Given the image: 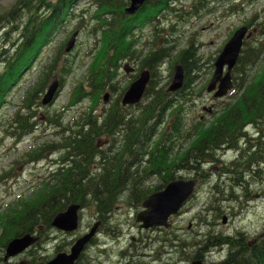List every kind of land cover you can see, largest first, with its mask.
I'll list each match as a JSON object with an SVG mask.
<instances>
[{"label": "trees", "instance_id": "trees-1", "mask_svg": "<svg viewBox=\"0 0 264 264\" xmlns=\"http://www.w3.org/2000/svg\"><path fill=\"white\" fill-rule=\"evenodd\" d=\"M80 1L82 0H57L55 3L54 0H21L14 11L5 15V20L21 23V31L19 40L10 43L12 52L10 47L5 49L0 46V110L25 70L31 67L42 48L63 28L62 22L69 18L70 10ZM182 2L183 0H147L146 5L135 16L128 17L125 9L129 7L130 0H93L94 29L92 34L90 31V36H100V40L94 41V45H91L85 54L90 59L86 79L76 85L68 105L59 114H45L47 124L56 132V139L35 148L26 156L33 162L42 160L49 153L63 151V167L52 177V184L44 185L43 189L30 199L22 200L1 218L0 264H5V249L14 237L33 233L37 229L39 240L43 236L46 237V231L51 230L55 216L73 204L92 210L105 226L120 194L127 187L129 177L132 179L135 176L136 183L140 185L139 170L131 172L132 165L143 166L146 158L147 166H153L155 161H158L159 168H163L167 176L176 169L192 167L194 163L202 164L208 157L209 150L231 144L236 139L229 131L228 138L225 133L222 138L215 137L218 125L221 124L218 120L254 121L256 113H264L262 28L257 41L253 39L245 44L235 69L238 96L227 105L224 114L221 112L217 117L219 124L214 126V132L203 130L194 140L196 134L186 131V119L190 109L188 103L195 101L198 96L190 94L195 78L189 75L192 69H200L201 62L197 55L199 48H196L193 40L186 50L174 58V63L181 64L189 73L184 89L173 96L176 99H171L165 90H159L157 84L161 80L160 68L167 60H171L174 51L172 40L176 25L167 28L169 17L173 16L178 25L183 22L186 6L182 5ZM209 3L210 0H196L190 16L205 15ZM50 10L51 15H47L46 11L49 13ZM85 23H82L81 29ZM148 27L154 32L155 39L152 48L145 53L148 45L138 50L137 37L138 34L143 36ZM127 62L139 66L141 70L149 69L152 74L145 102L138 106V109L142 107V110L129 112L117 100L110 110L101 111L105 93L110 90L112 94L117 95L119 85L123 83L119 81L120 70ZM64 66L63 79L73 72V64L66 63ZM54 70L55 64L48 67L47 75L45 74L41 83L27 93L13 120L8 122L6 127H0V135L4 136L0 144L7 137L18 143L35 134L39 119L36 109L41 106L39 96L44 92L48 78ZM61 83V87H64L63 82ZM84 100L91 104L90 111L81 112L79 117H75L74 126L66 124L64 113L81 105ZM169 119H172V122L168 128L160 131L161 126ZM196 120L198 119L192 118L193 123ZM236 131V128L232 129V132ZM207 134L208 138L204 139ZM106 138L111 140V145L100 149L98 141ZM181 141L189 142L187 150L177 149L182 145ZM153 145L154 149L149 153ZM139 190L140 188L136 189L135 194ZM142 195H145V191ZM219 237L223 240L216 244L227 243L233 248L229 257L220 264H264V242L260 246L247 248L244 239L231 242L230 238ZM36 247L39 249V244ZM56 250L54 248V254L63 251L60 247ZM29 254L33 262L48 260V255L38 254L36 249Z\"/></svg>", "mask_w": 264, "mask_h": 264}, {"label": "rangeland", "instance_id": "rangeland-1", "mask_svg": "<svg viewBox=\"0 0 264 264\" xmlns=\"http://www.w3.org/2000/svg\"><path fill=\"white\" fill-rule=\"evenodd\" d=\"M18 0H0V14H3L5 11H8L11 9V7L17 2ZM186 5L187 11L191 9L193 6V0L184 1ZM220 9V10H219ZM77 10H80L79 8ZM218 13L209 17H206V14L202 17L203 20L198 19L194 21L191 24H186V26L178 27L177 32H175L176 36H174V39L172 40V45L174 47V51L172 53V59H174L181 51L187 49L189 46L188 39L189 37H194L197 39V41H202L206 43L208 46L198 51L197 55L199 58H201V62L199 65L200 69L194 68L191 70V75H189L191 78H195L194 84L191 86L190 94H197V98L195 101H191L188 103L189 109V116H188V122L192 121L193 119H198L200 122H204L205 124H210L214 122L215 117L219 114H216L213 116V114L218 111L220 108L224 106L222 103H227L233 101L238 96V91L235 89L232 92V95H228L226 98L222 100H213L212 96L209 95L206 92V86L209 84L210 80L213 77L214 74V62L218 55L219 50L223 46V43L226 41V39L230 36L232 31L240 26L242 22L245 20L251 18L254 15H259L262 22L264 23V0H258L253 4H250L246 6L245 13L239 17H228V15L225 14L223 11V8H218ZM176 23V20L173 16L169 17V22L167 25V28L174 25ZM177 24V23H176ZM175 24V25H176ZM72 27H69L71 29ZM180 30H185L186 33L180 37ZM68 36V33L66 34H60L58 36V43L63 44L66 41V37ZM80 47L76 46L75 48L76 52L73 56L76 55V61H75V70L74 73L71 74L68 79L66 80V87L65 91L61 95V97L56 102L55 107L52 109H49L50 112L55 113V111H61V107L68 104L69 98L68 94L70 93V90L73 88L74 84L77 81H82L85 77L87 66L83 65L82 62L87 63V60H84V53L86 51L87 45H89L88 37L82 36L80 38ZM56 46V45H55ZM55 46L52 45L50 49L44 52V56L42 59H40L37 63V65L34 67V70L29 71L26 75V72L24 75L26 77L23 79L22 86L18 89L17 93L14 94V96L11 99L12 105L7 106L5 112L0 116L4 120H8V118H11L14 111L15 106H18V103L23 95V93L30 88L38 79L40 75V64L45 60V58H50L53 56ZM70 57V56H69ZM71 59V57H70ZM73 59V58H72ZM168 61V60H167ZM263 63V61L260 63ZM167 64V63H166ZM259 69V67L256 68V71ZM198 73H192L196 72ZM171 76V69L168 67V65H165L162 71V77L161 80L157 84H159V90L164 89L167 84L170 81ZM130 77V76H128ZM239 78V77H238ZM128 80H126L127 82ZM131 81V80H130ZM158 90V91H159ZM206 108V110H204ZM213 108V113L212 109ZM138 112V111H137ZM45 114V111L42 109L39 112V116L41 117V120L45 122L43 119V116ZM77 111H68L67 113H64L65 117V123L68 124L73 123V117L78 116ZM46 127V126H45ZM233 138H236V135L238 134L236 132H230ZM34 138H38L37 141H35ZM55 139V136L53 137V131L49 128L44 129V127H41L37 131L36 137L30 138L27 141H24L23 143L13 146V142L5 139V141L0 146V175H3L5 171H9L11 169L12 163L18 160L24 152L30 150L34 146H42L43 144H46L47 142L53 141ZM37 144V145H36ZM184 149L188 148V145L183 146ZM226 150V151H225ZM229 148L225 149H215L210 154L216 159L221 160L225 162H230L238 159L237 155L233 153V150H230ZM228 152V153H227ZM51 156L48 155V159ZM54 157H58V152L54 155ZM240 161V160H239ZM246 161V160H245ZM243 161V164L244 162ZM241 162V161H240ZM207 164L201 165L199 163H194L192 167L185 168L184 170H181L176 175L177 177H185V176H192V172H195L198 170L200 172V169L202 167H206ZM48 168L49 163L48 160H43L40 164H35L31 166H23V163L20 164L16 170L15 173L19 176L17 178H6L4 181L7 182L6 185L0 184V209L3 208L6 209L9 205L16 202L18 199H28L31 196H33L38 189L41 187V183L48 176ZM138 169V165L134 164L131 166V172L133 170ZM133 176V175H132ZM234 182L228 183V186H224L223 189L220 191L217 197L215 199H211V196L207 194V192L204 191L201 193L199 197H197V200L194 203H190L186 210L183 212V214L180 216V218L177 219L175 222L176 227L182 228L185 230V227L188 226L189 223H192V217L199 214L202 211V216H205L207 214L214 215V224L212 230H214V237H219L222 235H216V234H223L225 236H234V229L237 228V232L240 230L241 232L248 231V232H257L250 233L248 236L251 241H253L256 238V234L264 232V186H261L263 181L257 180L258 177L253 175L252 173H247L243 169L242 171H238L234 175ZM135 176L131 179L129 177V184L127 183V187L123 190V192L120 194L122 196V199L125 195L133 194L134 200L131 201L132 206H128L124 203L119 204V208L117 211H115L109 220V224L105 226L104 228H100L101 234L98 235L100 242L97 246H94L93 249L90 250L88 254H91L93 257L94 255L102 257V255L105 253L102 248L105 246L106 249L108 247L117 248L119 250L118 257L116 258V262L112 263V260L108 261V264H119L120 260L122 259V256L125 258V253L128 251L136 250L133 248L135 245V242L132 241L128 236H125L123 238H119L116 241H112V237L115 236V233L112 231V229L119 224L120 221H125L126 223V216L129 217L130 221H133L134 215H136L139 204V197L143 194L144 188H143V176L140 174V171L138 173V179L140 180L138 185L135 181ZM244 178V179H243ZM158 183L154 182L151 184V187L156 186ZM35 187V189H34ZM140 188L139 192L135 194V190ZM233 189V190H232ZM234 193V194H233ZM244 195H248L250 200V205L246 208L243 206V210L240 208L239 204L235 201L237 198H243ZM198 200L204 202V206L201 208V203L198 202ZM243 200V199H242ZM235 209V215L236 217L230 215L229 209ZM121 209H125L126 212L123 215L119 214V211ZM1 211V213L3 212ZM223 211H227L228 213V223L227 225H224L222 223V219H219V214ZM257 211H261V214H257ZM247 213L249 215H247ZM94 215L93 211H86L83 214V223L80 229V232H84L88 230L90 225L94 224ZM195 222H199L198 220H195ZM113 225V227L110 229V225ZM220 225V226H218ZM190 226V225H189ZM85 228V229H84ZM191 228H187V231H189ZM117 231V229H116ZM225 232V234L223 233ZM109 233V236L107 234ZM237 234V233H236ZM186 235V234H185ZM118 236V232H117ZM239 235L235 236L238 237ZM184 239L185 241L184 245L179 250L181 252H190L191 255L195 258L197 254H205V255H211V251L205 252L198 249V246L192 248L194 242L192 241V233L187 234ZM236 240H239V238L233 239L231 242H234ZM112 241V242H111ZM169 239L164 238V245L162 246V253L159 254V252H153V251H145L143 248L137 249L139 252L138 254L134 253V256L139 255L137 258L140 259V261H143V264H150L154 261H156V264H158L157 261L162 264H166L167 254L169 252V246H168ZM167 243V245H165ZM171 244V243H170ZM222 247V245H220ZM153 249V248H152ZM228 248H225L224 254L221 255L220 251L221 249H215L213 251V255L211 256V260L217 261L225 259L228 254ZM38 251V254L47 255L49 253L50 248L49 247H40ZM46 251L47 253H45ZM193 251V252H192ZM147 252L151 254L149 258L151 259L150 263H147V260H143V253ZM132 254V253H131ZM133 255V254H132ZM26 254L23 256V258L14 261L16 264H20L21 261H26ZM146 258L147 255H145ZM222 256V258H221ZM226 256V257H225ZM133 257V256H132ZM148 258V260H149ZM187 257L181 258V260L177 264H187ZM85 258L82 260L80 264H84Z\"/></svg>", "mask_w": 264, "mask_h": 264}, {"label": "flooded vegetation", "instance_id": "flooded-vegetation-1", "mask_svg": "<svg viewBox=\"0 0 264 264\" xmlns=\"http://www.w3.org/2000/svg\"><path fill=\"white\" fill-rule=\"evenodd\" d=\"M211 113H213V109ZM215 121L217 120H214V122L207 125V130H209L210 132H214L215 130L213 125ZM218 121L221 124L217 123L219 124L218 125L219 127H218V133L215 135V137L220 136L222 138V134L225 133L228 138L229 136L228 131L232 132V129L235 128L237 129L238 134L236 135V139L233 141V143L230 144L229 151L233 150V153L237 155L238 159L236 158L235 160L230 162L216 160L210 154L215 149L209 150V154L206 160L207 166L202 167L200 169V172L198 170L192 172V179H197L199 183V189L196 194V198L192 201V203H194L197 200V197L201 195L204 189L207 192V194L211 196V199L214 200L224 186H228V183L233 184L234 182L233 175L238 171H242L243 169L248 174L252 173L253 175L257 176L258 177L257 180L259 181L264 180V113L262 114L256 113V117L254 121H252V119H248V120L223 119ZM205 138H208V134L204 136V139ZM221 148L225 149L224 146ZM243 161H245L244 164ZM201 173L204 174L202 177H201ZM261 186H264V183H262ZM130 195L134 200V196L132 194ZM143 196L144 195H141L139 197V201ZM250 200L251 199L248 197V195H244L243 198L235 199V201L239 204L242 210H243V206L247 208L250 205ZM198 202L201 203V208H202L204 206V202L200 200H198ZM229 210H230V215L236 217L235 209L231 208ZM227 213H228L227 211H223L218 215L219 219L220 220L222 219V223L224 217L228 219ZM201 214L202 211L199 214L192 217V223L188 224V227L191 228L189 231H187L188 227H186L185 230H183L182 228L176 227V225L171 226L169 230H165L162 228H155L153 230H149L148 235L146 236L148 237V239H150L149 247H152L154 249L155 247L154 243L156 242L157 252L161 254L163 251L162 246L164 245V238L172 239L174 246L172 249H169V252L167 254L166 264H177L183 257L188 258L187 264H196L198 262L201 264L222 263L219 260L217 261L211 260L213 251L216 248L217 249L221 248V246L218 247V244L216 243L223 240L221 237H216V239L214 240L216 244V248L214 247L213 245L214 230H212L214 224V222H212L214 221L213 220L214 215L207 214L205 216H202ZM257 214H261V211H257ZM247 215L249 214L247 213ZM195 220H198L199 222H195ZM255 232H257V230ZM255 232H248V231L241 232L240 230L237 232V228L235 227L234 236H225L223 234H216V235H222L223 237L230 238L232 240L235 238H239V240L244 239L243 242L245 243L247 248H252L258 245L260 246V244L264 242V232H262L261 234L260 233L256 234L257 236L253 241L250 240L248 236L250 235V233H255ZM189 233H192V241L190 242L192 243L194 242V244L190 247L194 248L198 246L199 250L205 252L211 251V255H205L199 253L194 258L190 252L187 251L181 252L179 250H175V249H180L184 245L185 241H187L186 239H184V237ZM223 233L225 234V232ZM237 235L239 236L235 237ZM61 239H63V237H61ZM223 246H226V248L229 249L228 254L230 255V253H232L231 251L233 250V248L227 243H225ZM134 249L136 250L129 252H135L138 254L139 251L137 249L139 248H134ZM221 251L223 252V250ZM144 255L148 256V254H144ZM150 262L151 259L149 260L147 259V263ZM130 264H135V263L132 261ZM150 264H156V261Z\"/></svg>", "mask_w": 264, "mask_h": 264}, {"label": "water", "instance_id": "water-1", "mask_svg": "<svg viewBox=\"0 0 264 264\" xmlns=\"http://www.w3.org/2000/svg\"><path fill=\"white\" fill-rule=\"evenodd\" d=\"M147 0H130V7L126 10V14L134 15L145 4ZM248 28L243 27L239 29L229 43L225 46L223 52L215 63V73L211 83L208 86V92L214 93L215 99H221L228 95L229 91L233 89L232 72L236 67L241 51L243 49L244 41L247 36ZM75 37L70 42L67 51H71L74 47ZM227 72L225 74V71ZM130 73L131 70H127ZM150 81V73L143 72L135 83L131 85L128 92L123 98V105L138 104L143 98L147 85ZM185 81L184 68L177 66L175 76L170 86L169 92L175 93L183 88ZM59 84L57 78L52 80V84L48 90L47 95L44 97L43 105H49L57 90ZM108 96H106L107 100ZM195 182H174L167 186L164 192L153 195L146 203L147 211L139 216V221L143 222V228L168 226V220L171 216L176 215L185 202L190 198L194 192ZM79 206H71L67 212L56 216L53 227L65 232H74L78 229V211ZM228 219L224 217L223 224H227ZM97 226L93 228L92 232L77 241L76 245L72 248L71 256L60 255L50 264H74L79 253L84 246L93 238ZM33 243V240L27 236L23 239H15L12 241L6 251V260L22 254ZM196 264H200L199 262Z\"/></svg>", "mask_w": 264, "mask_h": 264}, {"label": "bare ground", "instance_id": "bare-ground-1", "mask_svg": "<svg viewBox=\"0 0 264 264\" xmlns=\"http://www.w3.org/2000/svg\"><path fill=\"white\" fill-rule=\"evenodd\" d=\"M220 10V9H219ZM176 24V23H175ZM178 24V23H177ZM141 129V128H140ZM142 140V139H141ZM224 147L225 148H230V144H226V145H224ZM142 191H144V190H142ZM113 227V225L111 224L110 225V229ZM85 229V228H84ZM112 231L117 235V231H116V227H114L113 229H112ZM222 238V237H221ZM216 239V237L215 238H213V245H214V247L216 248V244H215V240ZM223 239V238H222ZM154 245H155V247H154V249H152V247H149V240H145L144 242H143V246H142V248L145 246V248H143V250H145V251H153V252H156L157 253V244H156V242L154 243ZM220 245L221 244H218V247H220ZM224 244H222V247H223V249H222V247L220 248L221 250H223V252L222 251H220V253H221V255H223L224 254V251H225V248H226V246H223ZM141 249V248H140ZM45 253H47L46 251H44ZM33 253V252H32ZM134 254L133 252H127V253H125V258L122 256V259L120 260V263L119 264H130L132 261L135 263V264H142L143 263V261H140V259H138L137 257L140 255H137V256H134V255H132V254ZM48 254V253H47ZM144 254H146V253H143V260L144 261H146L148 258H149V256L151 255V254H149L148 252H147V254H148V258H146V256L144 255ZM225 255V254H224ZM133 256V257H132ZM226 257V256H225ZM229 257V255L225 258V259H222V260H220L221 262H224L227 258ZM221 258H222V256H221ZM150 259V258H149ZM110 260H112V255L111 254H108V253H105V254H103L102 255V257H99V256H96V255H94V257L91 255V254H87L86 255V257H85V262H84V264H108V261H110ZM158 262V264H162V262L160 263L159 261H157ZM214 264V263H213Z\"/></svg>", "mask_w": 264, "mask_h": 264}]
</instances>
